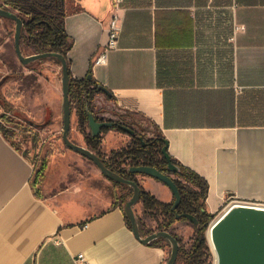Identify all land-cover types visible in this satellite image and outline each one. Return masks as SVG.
<instances>
[{"label": "crops", "instance_id": "obj_1", "mask_svg": "<svg viewBox=\"0 0 264 264\" xmlns=\"http://www.w3.org/2000/svg\"><path fill=\"white\" fill-rule=\"evenodd\" d=\"M65 6L78 8L64 21L73 40V78L91 73L108 90L103 95L112 109L161 134L170 156L207 180L208 212L218 214L230 197L264 204V0H66ZM114 15L122 24L118 48L95 64ZM52 69L57 102L62 68L54 60ZM101 135L106 151L123 133ZM34 173L0 124V264H75L79 253L91 264L167 262L163 242H141L128 224L119 196L130 198L129 188L98 168L90 190L80 178L65 182L61 175L38 195ZM137 178L159 201L174 200L158 179ZM134 209L143 218L141 201ZM148 227L142 237L155 232ZM177 227L180 234L194 233L182 220Z\"/></svg>", "mask_w": 264, "mask_h": 264}, {"label": "trees", "instance_id": "obj_2", "mask_svg": "<svg viewBox=\"0 0 264 264\" xmlns=\"http://www.w3.org/2000/svg\"><path fill=\"white\" fill-rule=\"evenodd\" d=\"M66 0H0V6L4 8L11 7L18 11V15L23 19V29L21 35V48L24 52L25 48H31L36 53L53 52L63 54L69 66L68 52L73 46V40L69 37L65 28V17L70 11L77 10L73 8L67 9ZM60 63L57 58H52ZM31 63L27 64L30 66ZM106 92L104 88L93 76L88 74L85 78L75 79L70 73V102L71 108L74 109L78 119V128L84 134L87 147L98 154L104 164L122 175L123 177L136 181L141 187L140 200L143 205V216L154 218L158 222V230L169 231L179 242L178 261L183 264H212V252L207 240V229L210 222L215 218L216 214L210 213L205 208L206 197L208 195L209 185L207 180L197 172L184 166L175 158L171 157L172 162L178 165L180 172H172L168 169V162L163 156L162 148L166 145V139L161 134H156L152 138H145L140 133L134 136L124 131L120 126L103 127L102 133L111 129L127 133L133 137L134 142L127 147H121L118 150H112L111 157L108 158L102 153L103 136L101 134L93 136L91 130L86 132V125L89 126L88 109L94 113V101L99 93ZM1 106H5L0 100ZM23 122L34 130L35 127L43 129L49 125V121L37 123L32 119L25 118L20 113H15ZM3 118V115H0ZM97 118V116H96ZM98 120H103L99 119ZM142 136L145 143L139 138ZM52 153H49V157ZM149 165L154 166L158 170L171 174L181 194V202L175 210L172 209L174 200L171 203L159 201L153 194L145 190L140 184L137 174L129 171L130 166ZM46 163L39 170L43 173ZM120 187L129 188L133 193L130 185L114 181ZM38 195L39 192L36 191ZM132 196V195H131ZM120 204L129 200L128 195L121 194L119 196ZM190 213L198 219L199 224H194L187 217L177 218V214ZM128 224L132 226L130 219L127 217ZM144 218V217H143ZM143 218L138 217L140 232L145 226ZM179 220L188 221L194 228V235L190 247H186L182 237L173 230V224ZM160 238L152 240L150 243L158 245Z\"/></svg>", "mask_w": 264, "mask_h": 264}, {"label": "rangeland", "instance_id": "obj_3", "mask_svg": "<svg viewBox=\"0 0 264 264\" xmlns=\"http://www.w3.org/2000/svg\"><path fill=\"white\" fill-rule=\"evenodd\" d=\"M7 9L18 14V11L11 7ZM15 27L16 22L14 20L0 16V100L5 102V106L0 104V115H3V118H0L1 130L8 141L30 159L35 166L32 185L40 195L46 194L45 186L47 183H51L53 176L58 179V176L61 175H64L65 182L80 178L86 189L90 190L89 188L94 186L93 181L96 178L98 167L92 160L68 148L63 142V92L61 89V94H59L56 102L52 90V77L56 74L52 69L54 59L43 58L32 62L30 66L22 64L15 51ZM34 53L36 52L31 48H25L23 52L24 55ZM58 77L62 84V71ZM103 94L105 92L99 93L94 101L97 118L129 125L137 130V135L140 133L145 138H149L152 133L156 134V131L147 122H140L138 118L129 113H121L115 108L112 109ZM50 103L55 105L52 111L49 107ZM15 113H20L25 118L39 122L48 120L50 123L53 120L54 123L47 128L36 131ZM85 130L86 132L90 131V127L86 125ZM79 131L77 115L73 109L69 137L78 144L88 146L85 138L83 139L78 134ZM82 135L84 136L83 133ZM111 141L110 146L108 143L106 151L102 149V153L108 158L111 157V148L118 150L121 147H127L133 144L134 139L127 133H123L122 136L115 137ZM49 153L52 154L47 157ZM44 163H46L45 169L43 173H40L39 170ZM56 171L60 172L57 173ZM62 171L64 172L62 173ZM92 184L93 186H91ZM231 204L233 203L228 200L210 224L222 215ZM143 217L146 220L145 224H149L148 228L152 227L155 228L154 231H157V220L148 216ZM182 221L191 225L186 220ZM210 228L208 227L206 235L212 252L211 262L216 264V255L209 240ZM173 230L182 237L186 247H190L194 233L180 234L178 227ZM161 241L168 247L170 256L172 250L170 241ZM176 264L183 263L178 261Z\"/></svg>", "mask_w": 264, "mask_h": 264}, {"label": "water", "instance_id": "obj_4", "mask_svg": "<svg viewBox=\"0 0 264 264\" xmlns=\"http://www.w3.org/2000/svg\"><path fill=\"white\" fill-rule=\"evenodd\" d=\"M0 16L10 18L16 22L15 27V51L22 64H29L43 58H57L62 68V92H63V142L78 154L89 158L109 179L133 188L132 196L124 204V211L130 219L135 236L143 243H148L156 238H166L170 241L172 250L165 264H176L178 259L179 242L166 230L155 231L142 237L138 224V218L134 206L140 200L141 187L133 180H129L112 169L108 168L101 158L87 146L78 144L70 139L69 132L72 122V108L70 102V71L66 57L61 53L43 52L24 55L21 48V35L23 19L15 12L0 6ZM108 93V90H106ZM89 127L93 136L99 135L103 127L120 126L131 135H137V130L129 125L117 123L111 120H98L94 113L88 109ZM139 138L145 143L142 136ZM162 153L168 162V169L172 172H180L178 165L172 162L168 153V144L163 146ZM129 171L144 174L158 179L166 184L174 195L172 209L175 210L181 202V194L171 174L164 173L154 166L139 165L130 166ZM187 217L194 224H199L196 216L190 213L177 214V218ZM212 242L216 255V264H264V208L257 204L235 203L228 207L220 215L212 226Z\"/></svg>", "mask_w": 264, "mask_h": 264}, {"label": "built area", "instance_id": "obj_5", "mask_svg": "<svg viewBox=\"0 0 264 264\" xmlns=\"http://www.w3.org/2000/svg\"><path fill=\"white\" fill-rule=\"evenodd\" d=\"M116 2L120 3L121 0H115ZM122 32V24L120 23V18L117 15H114L108 25V33H109V39L107 45L100 50L94 57V63L95 64H104L107 61L108 53L118 48L119 45V39ZM228 200H230L231 203H244V204H262L257 202H246L242 200H238L236 198L230 197ZM231 204V205H233ZM230 205V206H231ZM75 264H91L90 261L86 258L84 253H79L74 258Z\"/></svg>", "mask_w": 264, "mask_h": 264}, {"label": "bare ground", "instance_id": "obj_6", "mask_svg": "<svg viewBox=\"0 0 264 264\" xmlns=\"http://www.w3.org/2000/svg\"><path fill=\"white\" fill-rule=\"evenodd\" d=\"M257 205L264 208V204H257ZM214 221L209 226V228L211 227L210 230H209V240L212 243V245H213V242H212V226L214 224Z\"/></svg>", "mask_w": 264, "mask_h": 264}]
</instances>
